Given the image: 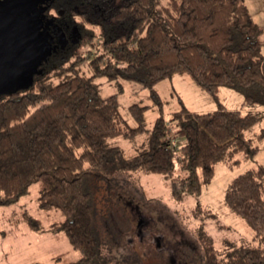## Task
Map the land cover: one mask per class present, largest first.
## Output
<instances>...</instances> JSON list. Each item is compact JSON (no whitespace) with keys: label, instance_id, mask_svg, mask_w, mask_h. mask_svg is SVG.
<instances>
[{"label":"trees","instance_id":"obj_1","mask_svg":"<svg viewBox=\"0 0 264 264\" xmlns=\"http://www.w3.org/2000/svg\"><path fill=\"white\" fill-rule=\"evenodd\" d=\"M52 6L58 20L67 23L66 44L57 47L53 67L31 87L0 96V207L18 203L37 181L40 208L58 210L63 217L50 230L65 233L81 254L79 260L64 264H103L101 255L111 256L114 249L113 245L110 250L101 249L96 235L92 175L97 172L102 179L111 203H116L118 193L110 177L122 184L132 171L170 178L171 197L177 202L199 194L215 177L218 163L236 168L260 153L264 131L254 137L245 132L260 119L255 109L263 102L248 96L250 110H230L221 104L204 113L183 106L171 117L178 127L174 137L161 109L148 137V149L126 157L109 140L145 133L148 107L130 106L137 122L130 127L120 112L119 95L102 97L94 78L138 80L139 74H145L144 87L155 93L159 82L186 74L217 99L221 87H264V43L257 39L262 27L246 0H53ZM83 46L100 51L90 62L95 70L91 77L76 69L86 61ZM65 71L74 74L57 85L49 84L52 76ZM178 139L186 141L177 156L188 172L185 178L174 176ZM129 198L130 206L138 207L137 196ZM225 203L247 222L263 245L243 244L220 254L211 235L202 231L197 243L202 258L196 264H264V166L233 178ZM199 210L215 217L204 205ZM143 219L154 222L152 215ZM28 223L36 232L48 231L37 219L30 217ZM142 226L139 244L132 236L127 239L136 254L131 264H167L162 260L144 262L149 261L148 252L140 246L151 231ZM178 231L181 239L176 234L173 239L181 242L186 232ZM164 237L155 233L153 238L159 245L163 241L166 249L168 238ZM120 250L121 256L134 253L125 245ZM178 260L174 264L182 263Z\"/></svg>","mask_w":264,"mask_h":264},{"label":"rangeland","instance_id":"obj_2","mask_svg":"<svg viewBox=\"0 0 264 264\" xmlns=\"http://www.w3.org/2000/svg\"><path fill=\"white\" fill-rule=\"evenodd\" d=\"M52 3L53 0H0V96L29 88L38 77L45 76L53 67L51 60L58 52L57 47L66 44L67 23L58 20L59 15L55 8L51 7ZM246 4L252 15L260 21L262 30L257 39L264 43V0H246ZM16 34H18L16 49L13 50ZM74 37L78 38L76 31ZM81 50L86 61L76 66V69L81 75L91 77L95 70L90 66V62L100 51L97 47L90 46H83ZM262 51L264 54V46ZM74 59L75 57L68 64ZM73 74V71H65L54 75L49 84L57 85L71 78ZM138 78L127 80L121 76L115 79L100 76L93 80L102 97L119 95L120 112L130 127L137 126L130 106L140 104L148 107L145 115L147 128L145 133L133 138L118 136L109 140L110 146L120 147L126 157H132L148 149L149 134L162 110L171 129V136L174 137L178 127L171 121V117L183 106L200 113L213 112L219 109L221 104L230 110H250L253 106L247 102V97L252 96L263 102L255 109L259 110L260 119L245 133L248 137H254L264 131V87L257 85L221 87L217 99L201 89L186 74H176L172 79L159 82L154 87L155 93L144 87L143 80H147L145 74H139ZM178 141L180 145L178 144L175 151L174 176L185 178L188 172L181 167L177 156L181 154L180 146L186 141L184 139ZM261 146V151L256 157L236 168H229L222 162L218 163L215 177L203 186L201 193L188 195L179 202L171 197L170 178L159 174H147L144 171H132L126 175L128 179L122 184H115V177H110L112 186L118 193L116 203H111L105 191L106 185L101 183L102 179L97 178V172L93 174L90 188L94 193L96 208V235L101 249L108 247L110 250L112 245L114 249L111 256L103 253L100 261L103 264H131L132 257L135 258L136 254L135 248L130 246L127 239L128 236H132L136 244H139L142 240L139 228L142 225L144 231H151L149 235L146 233L145 241L142 242L143 247L140 246L148 252L149 261L145 260L146 263L162 260L167 264H174L178 259L181 264L198 263L202 258L201 247L197 246L202 231L211 235L220 254L235 251L243 244L253 248L261 247L263 243L255 239L254 231L247 222L233 213L225 203V194L233 178L248 169L264 166V140ZM87 168L93 170L89 165ZM131 195L137 196L138 207L130 206ZM39 197V183L33 181L29 193L18 203L0 207V239L6 240L4 243L6 242L5 245L8 246L5 249L12 255L16 251V257L22 260L21 264L36 261L35 259L40 260L42 264H50L48 252L50 249L54 252H66L72 248L70 241L66 243L58 237V234L66 235L65 233L50 230L53 223L63 218L61 212L40 208ZM203 205L210 208L215 217H208L206 213L201 212L199 208ZM147 215L154 216L153 223L145 222L143 218H147ZM30 217L41 221L48 231L39 233L32 230L28 223ZM178 229L186 232V238L181 242L173 239L174 234L177 239H181ZM155 233L168 238V248H163V241L160 245L155 241L153 238ZM44 234L54 235V241L57 242L47 243L43 248L36 247L35 238L43 235L41 236L43 239ZM13 238L24 240V243L16 245L15 251L9 246ZM124 245L129 251L134 252L132 256H121L120 248ZM158 247L161 250H158ZM74 254H77V251L72 248L70 255L67 256L70 258ZM16 257L11 260L6 257L0 264H16Z\"/></svg>","mask_w":264,"mask_h":264},{"label":"crops","instance_id":"obj_3","mask_svg":"<svg viewBox=\"0 0 264 264\" xmlns=\"http://www.w3.org/2000/svg\"><path fill=\"white\" fill-rule=\"evenodd\" d=\"M253 18L255 19V21L257 23L260 24V21H258V19H256L254 16H253ZM34 235H38V234L37 233H34ZM41 236H43V235H39L40 238H35V241H34V243L37 245L36 247H38V248H43V246L46 247L47 246V243L48 244H52L53 242H57V241H54V238H55L54 235L53 236L52 235L47 236V234H44L43 239L41 238ZM58 237L61 238L66 243L69 241L68 240V237L66 235H64V234H58ZM4 241H6V240L5 239H0V261L4 260L6 257L8 258V260H11L14 257H16V251H15L16 245L17 244H20V243H24V240H21V241L19 239L18 240H16V239L11 240V242L9 243L11 245H9V246L15 251V254L12 255V253H10L9 251H7L8 249H5V247L8 246V245H5L6 242L4 243ZM72 248H69V250H67L66 252H62V251H55L54 252V251H52V249H50L48 251L49 252L50 264H60V263L61 264H64V263H68V262H72V261L79 260L81 258V254L79 255L80 252L78 253V251H77V254H74V255H72L70 257L73 260H71L70 258H68L67 254L70 255V252L72 251ZM46 253H47V250H46ZM73 253H75V252H73ZM35 260L36 261L24 262L22 264H42V262L40 260H38V259H35ZM20 262H22V260L20 258L16 257V264H21Z\"/></svg>","mask_w":264,"mask_h":264},{"label":"water","instance_id":"obj_4","mask_svg":"<svg viewBox=\"0 0 264 264\" xmlns=\"http://www.w3.org/2000/svg\"><path fill=\"white\" fill-rule=\"evenodd\" d=\"M17 35H18V34H16V37L14 38V44H13V45H14V47H13V50H15V49H16Z\"/></svg>","mask_w":264,"mask_h":264},{"label":"built area","instance_id":"obj_5","mask_svg":"<svg viewBox=\"0 0 264 264\" xmlns=\"http://www.w3.org/2000/svg\"><path fill=\"white\" fill-rule=\"evenodd\" d=\"M172 144L176 146L177 145V142L175 140H173L172 141Z\"/></svg>","mask_w":264,"mask_h":264}]
</instances>
